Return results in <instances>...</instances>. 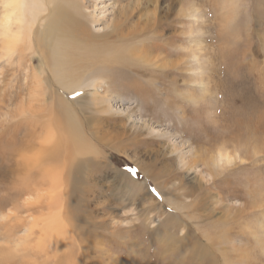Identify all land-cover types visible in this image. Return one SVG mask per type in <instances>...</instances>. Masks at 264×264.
Returning a JSON list of instances; mask_svg holds the SVG:
<instances>
[{
	"label": "rangeland",
	"instance_id": "374dc122",
	"mask_svg": "<svg viewBox=\"0 0 264 264\" xmlns=\"http://www.w3.org/2000/svg\"><path fill=\"white\" fill-rule=\"evenodd\" d=\"M72 3L137 53L0 43V264H264V0Z\"/></svg>",
	"mask_w": 264,
	"mask_h": 264
},
{
	"label": "bare ground",
	"instance_id": "6f19581e",
	"mask_svg": "<svg viewBox=\"0 0 264 264\" xmlns=\"http://www.w3.org/2000/svg\"><path fill=\"white\" fill-rule=\"evenodd\" d=\"M72 4H73L72 0H1V4H0V10H1L0 12V15H1L0 16V43H1L2 56L7 59H10L13 53L17 49L21 51V54H23V52L25 51H30L31 48L33 47L32 46L33 43H35L37 40H39L37 42H40V39L46 42L49 39L50 41H53L52 45L54 46L57 45L58 43L63 45L61 48L63 49L66 57H64V53L61 55V57L60 56L58 57V61L62 62V65L63 63H66V62H69V64H71L70 57L73 52L80 53L81 51L87 54L89 58L96 57L98 55H102L105 53L109 54L110 52H113L117 56V57L115 56L116 59L122 62L123 61L127 62V60L130 57H132L130 56V52L132 53V55L137 53V50H134V51L129 50V52L127 53L126 47L122 48L119 46L120 47L119 48V47H116V45L115 46L112 45L109 39L112 38L113 36H110V37L99 36L98 37L97 35H94L88 28L87 21L86 20L82 21L76 15L71 13V11L67 8L68 6L72 7ZM49 7H52L51 17L50 19H47V17H45L46 16L45 13L48 12ZM61 11L62 12L66 11V13L68 14L65 16L66 18L65 24L63 23L61 24V21L58 18V16L61 14ZM43 18L48 21L47 29L44 30L39 35L41 36L40 39L38 36V39L35 42H33L34 39H36L37 37V36L35 37V35L37 34V33L35 34V29H36L35 26L36 24H40L41 21H43ZM116 32H117V28L113 30L112 35H114V37H118L121 40L125 41V39L122 36H120L119 33L116 35ZM142 57L146 59V57L148 56L141 55V58ZM37 74H38V71H37ZM69 75L72 77L70 72H69ZM71 77L70 79H73ZM80 84H81V81H77V82H73L72 86L75 87L74 89H78L79 87L77 86H79ZM59 113L60 115H62L63 120L65 121V126L63 128L66 131L65 133L67 137L65 142H67V144L69 145V155L71 156L72 155L71 153L74 152L73 150L77 146V143L79 145L83 144L84 142L83 134H82V131L80 130L79 120L76 118L75 113L70 109V105L68 101L64 100L63 98L59 99ZM238 121L237 123H239ZM56 150L57 149L54 148L53 150L48 151L47 153L45 152L46 159H44L42 155H40V157L37 156V158H35V163L36 161L41 163V160L43 161V160H49V159H57L58 154L55 153ZM86 151L87 150H85L84 152ZM218 158L220 161L225 159L228 162H230V156L228 153L220 151ZM71 165L68 166L69 173L73 172L71 170L73 169L72 166L74 165L72 166ZM74 173H71L69 175H72ZM72 178L70 177V179ZM74 179L75 178H73L71 181H73ZM69 183L71 182L69 181ZM56 240L65 241V239L63 240L56 239ZM65 263L73 264V262L71 263H67L66 261L63 262V264Z\"/></svg>",
	"mask_w": 264,
	"mask_h": 264
}]
</instances>
